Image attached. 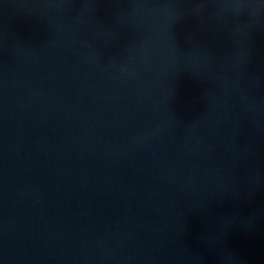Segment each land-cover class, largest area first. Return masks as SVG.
<instances>
[{"label":"water","instance_id":"95a60500","mask_svg":"<svg viewBox=\"0 0 264 264\" xmlns=\"http://www.w3.org/2000/svg\"><path fill=\"white\" fill-rule=\"evenodd\" d=\"M2 0H0V3H1Z\"/></svg>","mask_w":264,"mask_h":264}]
</instances>
